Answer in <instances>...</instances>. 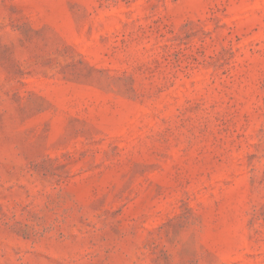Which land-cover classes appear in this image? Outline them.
<instances>
[{
    "label": "rangeland",
    "instance_id": "1",
    "mask_svg": "<svg viewBox=\"0 0 264 264\" xmlns=\"http://www.w3.org/2000/svg\"><path fill=\"white\" fill-rule=\"evenodd\" d=\"M0 264H264V0H0Z\"/></svg>",
    "mask_w": 264,
    "mask_h": 264
}]
</instances>
